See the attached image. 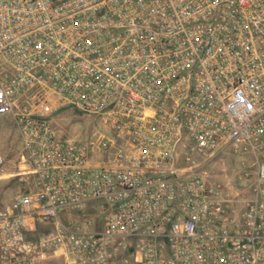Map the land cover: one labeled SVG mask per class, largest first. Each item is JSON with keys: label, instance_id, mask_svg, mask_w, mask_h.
Segmentation results:
<instances>
[{"label": "built area", "instance_id": "1", "mask_svg": "<svg viewBox=\"0 0 264 264\" xmlns=\"http://www.w3.org/2000/svg\"><path fill=\"white\" fill-rule=\"evenodd\" d=\"M66 109L108 135L61 137ZM5 116L31 186L0 264H264V0H0Z\"/></svg>", "mask_w": 264, "mask_h": 264}, {"label": "rangeland", "instance_id": "2", "mask_svg": "<svg viewBox=\"0 0 264 264\" xmlns=\"http://www.w3.org/2000/svg\"><path fill=\"white\" fill-rule=\"evenodd\" d=\"M54 122L59 135L69 139H85L96 145L101 134L108 135V130L97 120L73 109L59 111L54 115ZM22 148L19 134L12 118H0V156L6 159L4 178L0 183V209L10 202L19 193L26 192L31 186L28 176L21 175L20 156ZM97 159L96 155H93ZM236 160L224 159L216 161L210 168L212 180L233 179L236 170ZM27 179V180H26ZM97 204L90 203L85 210V215L95 217Z\"/></svg>", "mask_w": 264, "mask_h": 264}, {"label": "crops", "instance_id": "3", "mask_svg": "<svg viewBox=\"0 0 264 264\" xmlns=\"http://www.w3.org/2000/svg\"><path fill=\"white\" fill-rule=\"evenodd\" d=\"M39 264H68V263L62 258H48L41 261Z\"/></svg>", "mask_w": 264, "mask_h": 264}]
</instances>
